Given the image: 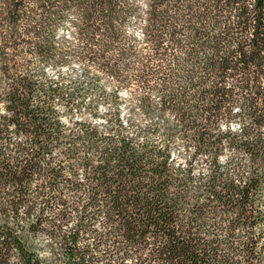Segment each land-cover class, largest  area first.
<instances>
[{"label":"trees","instance_id":"16d2710c","mask_svg":"<svg viewBox=\"0 0 264 264\" xmlns=\"http://www.w3.org/2000/svg\"><path fill=\"white\" fill-rule=\"evenodd\" d=\"M0 264H264V0H0Z\"/></svg>","mask_w":264,"mask_h":264}]
</instances>
